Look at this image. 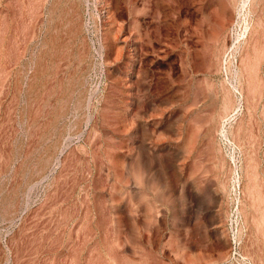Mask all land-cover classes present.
Wrapping results in <instances>:
<instances>
[{
	"label": "rangeland",
	"instance_id": "rangeland-1",
	"mask_svg": "<svg viewBox=\"0 0 264 264\" xmlns=\"http://www.w3.org/2000/svg\"><path fill=\"white\" fill-rule=\"evenodd\" d=\"M0 264H264V0H0Z\"/></svg>",
	"mask_w": 264,
	"mask_h": 264
},
{
	"label": "bare ground",
	"instance_id": "bare-ground-1",
	"mask_svg": "<svg viewBox=\"0 0 264 264\" xmlns=\"http://www.w3.org/2000/svg\"><path fill=\"white\" fill-rule=\"evenodd\" d=\"M105 1V0H104ZM113 1V0H112ZM129 2V1H128ZM151 2V1H150ZM112 3V2H111ZM147 4V3H146ZM108 5V4H107ZM132 5H133V3H132ZM103 7V6H102ZM112 7V6H111ZM144 9V8H143ZM101 11H103V10H101ZM140 12V11H139ZM142 12V11H141ZM101 13H103V12H101ZM107 13V12H106ZM105 13V14H106ZM122 14V13H121ZM124 14V13H123ZM114 15H116V14H114ZM144 15V14H143ZM155 15V14H154ZM107 16V15H106ZM123 18V17H122ZM133 18V17H132ZM153 19V18H152ZM107 20V19H106ZM109 20V19H108ZM121 20V19H120ZM140 20V19H139ZM123 21V20H122ZM122 21H121V23H122ZM154 21V20H153ZM105 22V21H104ZM117 22V21H116ZM147 22V21H146ZM136 24V23H135ZM138 24V23H137ZM126 25V24H125ZM120 26V25H119ZM138 26V25H137ZM107 28V27H106ZM116 28V27H115ZM130 28V27H129ZM132 28V27H131ZM138 28V27H137ZM136 28V29H137ZM150 28V27H149ZM120 29H121V27H120ZM119 29V30H120ZM199 29V28H198ZM141 30V29H140ZM139 30V31H140ZM185 30H187V29H185ZM196 30V29H195ZM125 33V32H124ZM142 33V32H141ZM109 35H110V33H109ZM114 35V34H113ZM132 36V35H131ZM136 36V35H135ZM124 38V37H123ZM133 38V37H132ZM118 39V38H117ZM122 39V38H121ZM139 40H140V37H139ZM189 40V39H188ZM104 41V40H103ZM133 41V40H132ZM141 41V40H140ZM114 42V41H113ZM186 42V41H185ZM110 44V43H109ZM108 44V45H109ZM119 44V43H118ZM127 44V43H126ZM111 45V44H110ZM130 45V44H129ZM119 46V45H118ZM122 46V45H121ZM136 46V45H135ZM132 47V46H131ZM105 48V47H104ZM141 48V47H140ZM129 49V48H128ZM115 50V49H114ZM141 50V49H140ZM115 52V51H114ZM134 52V51H133ZM193 53V52H192ZM134 55V54H133ZM193 56H194V54H193ZM192 56V57H193ZM110 57V56H109ZM107 58V57H106ZM135 58V57H134ZM139 59V58H138ZM112 60V59H111ZM110 60V61H111ZM108 61V60H107ZM130 61V60H129ZM134 61V60H133ZM106 62V61H105ZM132 64V63H131ZM139 65V64H138ZM197 66V65H196ZM217 66V65H216ZM135 67V66H134ZM196 68V67H195ZM216 68V67H215ZM110 70V69H109ZM136 70V69H135ZM142 70V69H141ZM110 71H112V70H110ZM116 71V70H115ZM137 71V70H136ZM140 71V70H139ZM138 71V72H139ZM113 72V71H112ZM107 74V73H106ZM135 74V73H134ZM140 75H141V73H140ZM109 77V76H108ZM131 77V76H130ZM133 79V78H132ZM131 79V80H132ZM135 82V81H134ZM130 83V82H129ZM138 83V82H137ZM144 84H146V83H144ZM133 86V85H132ZM145 87V86H144ZM153 92V91H152ZM129 94V93H128ZM152 95V94H151ZM131 96H133V95H131ZM133 101V100H132ZM151 101V100H150ZM153 101V100H152ZM159 101V100H158ZM157 101V102H158ZM229 101V100H228ZM145 104V103H144ZM158 104V103H157ZM156 104V105H157ZM155 105V106H156ZM145 106V105H144ZM150 106V105H149ZM149 106H148V108H149ZM227 106V105H226ZM130 107V106H129ZM159 107H160V104H159ZM145 108V107H144ZM156 108V107H155ZM161 108H162V106H161ZM232 108V107H231ZM118 109V108H117ZM128 109V108H127ZM143 109V108H142ZM229 109V108H228ZM129 110V109H128ZM144 110V109H143ZM160 110V109H159ZM141 112V111H140ZM150 112V111H149ZM179 112V111H178ZM129 115V114H128ZM174 115V114H173ZM187 115V114H186ZM127 117V116H126ZM130 117V116H129ZM115 119V118H114ZM129 119V118H128ZM132 119H135V118H132ZM125 120V119H124ZM136 120V119H135ZM134 120V121H135ZM179 121V120H178ZM133 122V121H132ZM138 122V121H137ZM127 123V122H126ZM157 124V123H156ZM177 124V123H176ZM197 125V124H196ZM100 128V127H99ZM189 128V127H188ZM195 128V127H194ZM156 129V128H155ZM96 130V129H95ZM136 130V129H135ZM191 130H192V128H191ZM190 130V131H191ZM106 131V130H105ZM104 131V132H105ZM137 131H139V130H137ZM155 131V130H154ZM166 131V130H165ZM200 131V130H199ZM202 131V130H201ZM211 131V130H210ZM115 132V131H114ZM121 132V131H120ZM120 132H118L119 134H120ZM157 132V131H156ZM185 133V132H184ZM188 133V132H187ZM107 134V133H106ZM158 134V133H157ZM172 134V133H171ZM196 134V133H195ZM136 135V134H135ZM159 136V135H158ZM172 136H173V134H172ZM175 136V135H174ZM196 136V135H195ZM210 136V135H209ZM136 137V136H135ZM160 137V136H159ZM176 137V136H175ZM180 137H181V135H180ZM184 138V137H183ZM122 140V139H121ZM184 140V139H183ZM212 140H213V138H212ZM189 141V140H188ZM191 141V140H190ZM125 142V141H124ZM169 142V141H168ZM195 142V141H194ZM122 143H123V141H122ZM179 144V143H178ZM186 145V144H185ZM124 147H125V145H123ZM137 145L135 144V147H136ZM143 146V145H142ZM155 146V145H154ZM131 147V146H130ZM139 147V146H138ZM117 148V147H116ZM130 149V148H129ZM166 149V148H165ZM164 149V150H165ZM174 149V148H173ZM194 149V148H193ZM144 150V149H143ZM160 150V149H159ZM137 151H139V149H137ZM198 151V150H197ZM132 152V151H131ZM174 152V151H173ZM179 152V151H178ZM112 152H110V154H111ZM137 154V153H136ZM135 154V155H136ZM145 154V153H144ZM144 154H142V155H144ZM154 154V153H153ZM159 154V153H158ZM109 155V154H108ZM112 155V154H111ZM125 155V154H124ZM146 155V154H145ZM175 155V154H174ZM110 156V155H109ZM122 156V155H121ZM169 156V155H168ZM172 156V155H171ZM119 157V156H118ZM165 157V156H164ZM174 157V156H173ZM117 158V157H116ZM115 158V159H116ZM123 158V157H122ZM128 158H130V157H128ZM137 158V157H136ZM147 158V157H146ZM151 158V157H150ZM157 158H159V157H157ZM175 158V157H174ZM124 159V158H123ZM145 159V158H144ZM149 159V158H148ZM164 159V158H163ZM170 159V158H169ZM180 159V158H179ZM121 160V159H120ZM170 160H172V159H170ZM140 161V160H139ZM143 161V160H142ZM159 161H161V160H159ZM164 161V160H163ZM171 162V161H170ZM170 162H169V164H168V166L170 165ZM174 162V161H173ZM197 162V161H196ZM119 163V162H118ZM159 163V162H158ZM142 164V163H141ZM174 164V163H173ZM199 164V163H198ZM197 165V164H196ZM140 166V165H139ZM149 166V165H148ZM174 166V165H173ZM171 167H172V165H171ZM180 167V166H179ZM175 168V167H174ZM196 168H197V166H196ZM204 168V167H203ZM139 170V169H138ZM146 170V169H145ZM185 170V169H184ZM187 170V169H186ZM117 171V170H116ZM172 171V170H171ZM136 172V171H135ZM154 172V171H153ZM159 172V171H158ZM108 173V172H107ZM139 173V172H138ZM155 173V172H154ZM111 174V173H110ZM152 174V173H151ZM155 175V174H154ZM182 175V174H181ZM111 176V175H110ZM135 176V175H134ZM141 176V175H140ZM157 176V175H156ZM159 176V175H158ZM177 177V176H176ZM157 178V177H156ZM160 178V177H159ZM146 179V178H145ZM140 180V179H139ZM150 180V179H149ZM175 185V184H174ZM182 187V186H181ZM196 188V187H195ZM185 190V189H184ZM190 190V189H189ZM168 192V191H167ZM191 192V191H190ZM112 194V193H111ZM189 194V193H188ZM194 194V193H193ZM132 195V194H131ZM112 196H113V194H112ZM111 196V197H112ZM133 197V196H132ZM194 197V196H193ZM192 197V198H193ZM114 198V197H113ZM189 198V197H188ZM131 204V203H130ZM191 204V203H190ZM120 207V206H119ZM118 245H119V243H118ZM123 245V244H122Z\"/></svg>",
	"mask_w": 264,
	"mask_h": 264
}]
</instances>
